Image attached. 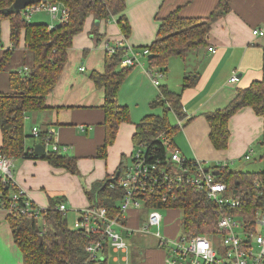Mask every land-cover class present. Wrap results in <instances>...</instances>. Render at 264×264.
Masks as SVG:
<instances>
[{"label":"crops","instance_id":"0c3cea01","mask_svg":"<svg viewBox=\"0 0 264 264\" xmlns=\"http://www.w3.org/2000/svg\"><path fill=\"white\" fill-rule=\"evenodd\" d=\"M219 1L126 0L125 17L131 30L128 39L123 37L116 23L117 16L98 24L93 18L87 20L85 29H101L99 38L96 40L92 34L90 37L93 41L87 42L83 32L74 38L73 45L83 43V54L77 53L74 65H71V56L55 90L46 100L47 108L28 114L25 122L27 135L32 134L34 127L54 130L56 142L67 149L62 154L77 159V172L54 167L43 158H12L15 182L36 206L47 209L51 199L63 198L69 208L66 214H74V217L80 210L95 207L98 203L89 194L106 179L113 178L122 162H130L136 149V125L148 115L163 113L161 107H152L162 88L181 95L185 117L180 119L174 112L171 113L176 118L175 126H178L174 145L182 156L189 160H201L214 172H220L219 169L226 166L237 173L259 174L258 180L264 186V146L261 144L264 118L251 106L240 108L228 120L229 138L224 149L213 145L207 119L208 114L225 109L238 91L248 89L263 78L264 35H254L253 31H264V0H230L229 12L211 27L208 45L203 49L191 50L186 57H172L166 68L152 66L145 59L143 66L131 68L118 92L120 105L129 109L130 121L119 125L116 139L109 146L106 157L99 154L106 138L105 91L96 87L90 74L105 71L107 52L104 45L108 43L117 47L125 39V45L141 51L151 46L161 20L169 14L177 12L183 18H206ZM53 21L48 26L58 23V20ZM1 32L0 59L5 50L12 48L9 19L2 21ZM24 47L25 31L17 53H23ZM91 49L93 53L87 65L82 62L79 66V61L86 59ZM99 53L102 58L95 63V56ZM81 67L85 70L80 71ZM151 69H163L160 86L154 84L149 73ZM173 71L176 77H173ZM234 75L238 81L231 82ZM191 78H197L196 83L184 89V82ZM1 143L0 131V146ZM38 143L37 138L26 140L28 148L33 149ZM14 192L10 189L9 195ZM143 214L137 209L129 211L126 222L135 230L128 237L125 234L130 250L126 254L109 247V259L115 254L120 264H166L171 254L159 246L158 238L154 235L156 232H140L146 220ZM9 216L6 210L0 209V264H23V253L14 241ZM174 224L164 217L159 232L170 239L177 237L182 233V226L176 228Z\"/></svg>","mask_w":264,"mask_h":264},{"label":"trees","instance_id":"16d2710c","mask_svg":"<svg viewBox=\"0 0 264 264\" xmlns=\"http://www.w3.org/2000/svg\"><path fill=\"white\" fill-rule=\"evenodd\" d=\"M15 0H0V45L1 23L9 19L11 22L12 48L5 50L0 59V70L5 69L11 63L14 55L20 49L21 36L25 31L24 60L21 69L17 68L9 73V85L11 91L0 92V131L2 143L0 153L14 159H38L43 158L57 168H64L72 173L77 172V159L62 150L51 149L55 143V136L50 135L49 130L37 128L40 134L38 138L25 132V122L28 114L37 113L47 108L46 100L55 90L68 62L70 49L73 47L74 38L83 32L87 20L93 18L107 21L116 18V23L122 31L123 37L128 39L130 26L125 17L126 0H44V7L39 11L50 13L56 25L31 24L23 18L24 11L19 14H5L4 9L9 8ZM48 5H55L58 11L54 14L48 9ZM66 9L67 20L60 22L61 11ZM230 10V0H220L213 12L206 18H183L177 12L169 14L161 20L156 39L151 46L144 47L149 54L142 58L148 60L150 65L167 67L172 57H186L194 49H203L208 45L207 37L212 25L222 18ZM55 15V16H54ZM118 44V52L106 53L104 73L92 72L90 78L97 88L105 91L104 109L106 112V138L105 143L99 149V154L106 157L107 150L117 136L119 125L130 121L129 109L120 105L118 92L131 68L124 66L122 60L129 47L126 40ZM144 61V60H143ZM136 67V66H135ZM27 68V70H24ZM21 70V71H20ZM163 71V69H161ZM152 71V69L150 70ZM161 71V72H162ZM197 78H191L183 84V88L193 86ZM251 106L255 112L264 118V61L263 78L254 82L248 89L238 91L236 97L223 110L208 114L210 123V139L218 149L227 146L229 138L228 120L240 108ZM152 107H161V115H148L136 125L134 135L135 146L144 145L145 164L153 165L157 161L165 162L171 149H178L174 145V136L178 126L169 120V114L174 112L178 118L183 119L185 113L181 102V95L171 92L168 88H162L160 96L152 103ZM165 136V138H164ZM37 138L39 143L48 144L43 156H36L32 148L26 145L27 138ZM261 144L264 146V133ZM61 146V145H60ZM135 152V151H134ZM134 152L131 159L134 160ZM187 160V158H186ZM189 161V159L187 160ZM126 164L122 162L117 174L123 171ZM216 178L228 185L229 192L241 201V208L233 209L230 213L245 222L247 229L256 230V214L263 206V200L257 195L254 184L263 186L259 174L237 173L222 167ZM116 175L108 178L90 197L97 201L95 207L107 208L111 217L121 211V203L124 199V191L116 182ZM10 189L15 190L12 182H4L0 178V200L9 205L12 195ZM235 191L237 193L235 194ZM158 191H147L139 197L144 201L140 213L157 208L166 211L177 210L182 212V233L188 236L199 234H219L218 212L214 204L209 201L203 191L190 188L179 194L178 199L171 203H162L161 194ZM27 198L19 201V206H27ZM32 207H37L32 201ZM65 203L63 198L51 199V205L38 215L32 213L22 214L16 212L10 214V226L15 243L23 253V264H107L108 247L104 249L98 261L88 260L86 247L98 238L97 235H86L84 232L70 228L67 220V212L59 211L60 204ZM172 208V209H171ZM121 218V217H119ZM126 220L123 223L128 224ZM133 233L126 234L130 236ZM221 237H218V240ZM106 246V245H105Z\"/></svg>","mask_w":264,"mask_h":264},{"label":"built area","instance_id":"2783aa9c","mask_svg":"<svg viewBox=\"0 0 264 264\" xmlns=\"http://www.w3.org/2000/svg\"><path fill=\"white\" fill-rule=\"evenodd\" d=\"M44 2L43 0L28 6L23 10L24 15L28 17L32 13L39 12L46 5ZM47 7L53 14L59 10L55 5ZM67 14V10L63 9L59 21L67 20ZM253 33L254 35H264V31L259 29H255ZM117 47L110 46L108 43L104 45V49L110 54L117 53ZM129 49L130 51L128 50L123 57L122 64L133 67L143 66L142 58L149 54V50L134 51L130 47ZM210 50L213 51V48ZM84 70V67L80 68V71ZM149 73L154 84L160 86L163 72L150 71ZM230 81L236 82L238 77L234 75ZM33 134L38 138L40 132L34 128ZM50 135H54V130H49L47 143L50 142ZM54 142L51 149L67 150L65 146H60L56 140ZM45 145L48 147V144L45 143ZM144 150V145L136 146L134 160L131 159V163L126 164L123 171L116 175V182L124 191V199L118 215L111 217L107 208L104 207H87L77 212L73 223L74 229H78L86 235L98 236L86 247L88 260L98 261L105 247L126 254L129 252L130 245L125 234L129 235L135 230L123 223L122 220H126L131 209H143L144 201L139 197L140 195L146 194L149 190L159 193L162 191L161 202L169 204L171 201L177 200L181 192L184 195L187 189L195 188L203 191L207 199L214 204L219 216L217 224L220 232L219 234L209 233L195 236L181 233L170 239L163 236L158 230L154 235L158 238L159 246L171 254L166 259V264H264V186L259 183L254 184L257 195L263 200V206L256 214V230H249L245 222L239 221L230 213L233 209L241 208L240 199L229 192L228 185L218 180L214 170L207 168L203 161L198 159L187 161L188 159L186 160L182 156L179 149H171L164 163L157 161L153 165H149L144 163ZM247 158H250V155H247ZM13 165L12 158L0 153V178L4 182H12L16 186L10 204L6 205L0 200V209L6 210L12 215L16 212L40 214L44 209L38 206L28 211V207L30 208L32 203L24 189L18 187L15 182ZM23 197L27 198L26 207L19 206V201ZM57 209L62 212L68 211L66 203L60 204ZM163 221L164 216L161 209L148 210L140 232L150 234V229L152 227L159 229ZM218 237L221 238L218 240Z\"/></svg>","mask_w":264,"mask_h":264},{"label":"rangeland","instance_id":"374dc122","mask_svg":"<svg viewBox=\"0 0 264 264\" xmlns=\"http://www.w3.org/2000/svg\"><path fill=\"white\" fill-rule=\"evenodd\" d=\"M22 15H23V18H25L26 21L28 23H31V24L50 25L52 23V21L54 20L52 15L50 13L46 12V11L35 12V13H32L28 17H26L24 14H22ZM31 16H32V19H31ZM54 21H56V20H54ZM99 30H101V29H99ZM99 30L95 29V27L93 28V30L88 29V28L85 29V31L83 30V33L86 34V41L87 42L93 41V39H91V37H90V35H92V34L95 36V39L97 40L99 38V35H100V31ZM102 32L104 33L103 27H102ZM82 44L83 43L81 42V44L73 45L72 49L69 51L68 61L70 60L71 56H73V64H71V65L75 64L76 58H75V61H74V57L77 55V53H79L80 55L83 54L84 48H83ZM95 45H97V42H95ZM92 53H93V49H91V51L89 52V55H87L86 59H83V60L79 61V64L78 63H76V64H78L80 66L81 63L84 62L85 65H87L86 64L87 60H88L89 57L92 56ZM101 58H102V56H101L100 53L98 55H96L95 56V59H96L95 63H97ZM22 60H24L23 53H16L14 55V58L12 59L11 63H9V65L5 69L0 70V92L8 93V92L11 91L10 85H9V73H10V71L21 67V64H23ZM176 76L177 75H176L175 71H173V77H176ZM169 120L171 121L172 124H174V125L176 124L175 123L176 122V118L173 115V113L169 114ZM30 135L31 134H29V136ZM29 138H31V137H29ZM130 163H131V160H130V162L128 164H130ZM42 209L45 210V208H42ZM143 213H145V212H143ZM162 214H163V216L165 218L167 217V218H169L170 221L175 223L174 226L176 228H178L179 226L181 227L180 224H181V221H182V212H179L177 210H172L170 212L166 211V210H162ZM145 215L143 214L144 217H145ZM66 216H67L69 227L70 228H74L73 227V223H74V221L76 219V215H75V217H74V214H68ZM158 230L160 231L161 227L159 229L152 227L150 229V232L154 233V232H157ZM181 231H182V227H181ZM115 256H116L115 254L113 256L111 255V258L109 259L107 264H120V261L116 259L117 256L116 257Z\"/></svg>","mask_w":264,"mask_h":264},{"label":"water","instance_id":"95a60500","mask_svg":"<svg viewBox=\"0 0 264 264\" xmlns=\"http://www.w3.org/2000/svg\"><path fill=\"white\" fill-rule=\"evenodd\" d=\"M43 0H15L13 4L9 7L3 10L5 14H19L21 11L26 9L30 5H35L37 3H40ZM99 21L97 20V24ZM34 154L36 156H43L46 152L45 146L41 143H38L33 148ZM216 175L219 174L218 171L215 172ZM236 193V191H235Z\"/></svg>","mask_w":264,"mask_h":264}]
</instances>
